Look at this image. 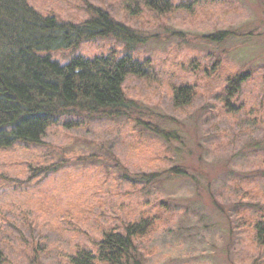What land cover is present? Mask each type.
<instances>
[{
    "label": "rangeland",
    "instance_id": "1",
    "mask_svg": "<svg viewBox=\"0 0 264 264\" xmlns=\"http://www.w3.org/2000/svg\"><path fill=\"white\" fill-rule=\"evenodd\" d=\"M183 1L166 15L135 16L125 0H31L76 24L90 6L105 9L148 39L132 47L115 38L86 42L54 52L61 64L117 50L152 67L148 78L124 85L135 105L130 118L60 124L41 146L0 150L6 264H70L78 246L96 252L105 229L141 213L160 218L137 243L142 264H264L253 228L264 215V0H194L181 9ZM218 31L235 36L205 39ZM238 74L247 82L233 100L240 109L229 114L219 96ZM184 84L196 95L178 108L173 89Z\"/></svg>",
    "mask_w": 264,
    "mask_h": 264
},
{
    "label": "trees",
    "instance_id": "2",
    "mask_svg": "<svg viewBox=\"0 0 264 264\" xmlns=\"http://www.w3.org/2000/svg\"><path fill=\"white\" fill-rule=\"evenodd\" d=\"M125 1L135 16L142 10L166 15L176 8L174 0ZM194 3L185 0L178 7L189 9ZM89 8L90 17L76 24L41 13L31 0H0V150L41 146L48 130L60 124L66 129H78L93 118L131 117L135 105L125 94L124 85L130 76L148 78L150 60L121 56L117 50L94 58L75 55L65 65L53 59L54 52L76 49L97 39L115 38L128 47L148 40L117 21L107 10ZM234 36L230 31H218L205 39L220 44ZM246 80L243 74L227 79L219 96L225 112L236 114L240 109L233 100ZM195 95L196 88L191 84L176 86L174 106L190 105ZM145 125L155 133L160 132L148 123ZM163 136L172 138L166 132ZM174 172L186 174L179 168ZM1 189L0 186V195ZM159 219L157 215L141 213L121 229L107 228L96 243V252L78 246L69 262L142 264L137 243L154 232ZM253 223L256 242L264 247V215ZM6 263V255L0 248V264Z\"/></svg>",
    "mask_w": 264,
    "mask_h": 264
}]
</instances>
